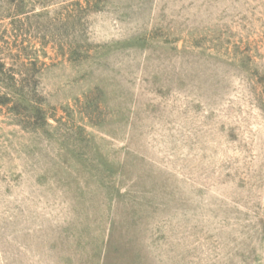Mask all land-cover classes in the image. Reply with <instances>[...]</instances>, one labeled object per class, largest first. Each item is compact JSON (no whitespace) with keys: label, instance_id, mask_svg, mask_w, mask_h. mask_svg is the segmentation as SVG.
<instances>
[{"label":"rangeland","instance_id":"rangeland-1","mask_svg":"<svg viewBox=\"0 0 264 264\" xmlns=\"http://www.w3.org/2000/svg\"><path fill=\"white\" fill-rule=\"evenodd\" d=\"M0 264H264V0H0Z\"/></svg>","mask_w":264,"mask_h":264}]
</instances>
